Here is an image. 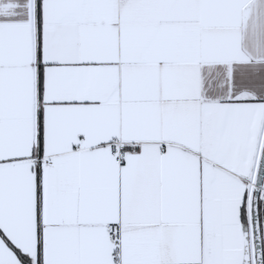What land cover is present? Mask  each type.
I'll list each match as a JSON object with an SVG mask.
<instances>
[{
  "label": "snow or ice",
  "instance_id": "snow-or-ice-1",
  "mask_svg": "<svg viewBox=\"0 0 264 264\" xmlns=\"http://www.w3.org/2000/svg\"><path fill=\"white\" fill-rule=\"evenodd\" d=\"M0 264H264V0H0Z\"/></svg>",
  "mask_w": 264,
  "mask_h": 264
}]
</instances>
